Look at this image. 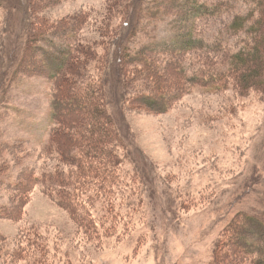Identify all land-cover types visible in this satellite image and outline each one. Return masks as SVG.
I'll return each mask as SVG.
<instances>
[{
	"label": "rangeland",
	"instance_id": "374dc122",
	"mask_svg": "<svg viewBox=\"0 0 264 264\" xmlns=\"http://www.w3.org/2000/svg\"><path fill=\"white\" fill-rule=\"evenodd\" d=\"M129 1L38 0L37 6L47 31L60 34L68 25L75 31L73 42L78 38L79 46L104 57L111 41L101 32L119 30ZM147 1L156 18H146L147 34L133 39L134 55L149 44L173 46L187 0ZM25 3L29 0H0V141H32L28 150H34L49 139L53 83L33 68L28 76L22 74L32 23L31 18L26 29L22 26L28 17ZM231 18L216 12L200 20L206 39L201 51L153 56L161 67L182 61L190 69L186 80L176 73L167 87L178 95L168 114L112 104L113 115H125L126 133L144 156L123 151L125 164L115 185L104 194H82L98 230L89 226L90 218L78 223L41 187L28 202L19 191L1 189V203L13 202L14 212L0 218V264H214L233 220L242 213H264V95L243 94L234 84L220 91L203 74V82L196 81L198 70L228 73V49L242 47L226 29ZM41 46L54 50L49 42ZM40 56L37 52L35 61ZM140 84L148 90L150 83ZM45 165L53 163L46 160Z\"/></svg>",
	"mask_w": 264,
	"mask_h": 264
},
{
	"label": "trees",
	"instance_id": "16d2710c",
	"mask_svg": "<svg viewBox=\"0 0 264 264\" xmlns=\"http://www.w3.org/2000/svg\"><path fill=\"white\" fill-rule=\"evenodd\" d=\"M37 1L23 4L28 17H24L22 26L26 29L31 18L32 23L21 71L28 76L33 68L34 74L47 76L53 83L49 139L37 149L33 146L34 150H28L32 141L20 140L15 145L0 141V191H19L26 202L41 187L78 223L90 218L89 226L98 230L94 212L88 209L86 200L82 201V194L93 197V192L104 194L115 185L125 164L123 151L138 150L136 153L144 156L135 138L126 133L125 115H113L112 104L115 101L123 107L127 104L130 110L168 114L178 95L167 87L170 89L178 74L186 80L190 69L187 71L189 66L182 61L161 67V62H156L153 56L175 53L184 57L203 50L206 39L200 35V20L211 18L216 12L232 17L226 29L239 37L242 47L228 49L227 74L198 70L197 83L203 82V74L209 85L220 91L229 90L230 84H234L243 94L255 91L264 95V0H187L183 3L185 14L178 24L179 32L173 37V46L162 48L149 44L135 55L133 39L147 34L146 18L156 17L152 12L151 16L147 0H130L121 12L124 19L119 30L112 32L110 28L101 32L111 41L104 57L98 50L79 46L75 43L78 38L73 42L75 31L68 25H62L64 30L60 34L47 31L48 23L41 18ZM44 42L52 44L54 50L43 48ZM37 52L41 56L35 61ZM142 81L150 83L148 90H144L146 86L142 88ZM46 160L52 161L51 168L42 167ZM13 206V202L0 201V218L9 217L14 212ZM226 230L214 264H244L247 259L248 264H264V213H242ZM16 258L17 252L13 260Z\"/></svg>",
	"mask_w": 264,
	"mask_h": 264
}]
</instances>
